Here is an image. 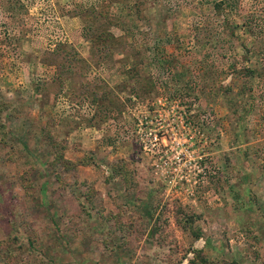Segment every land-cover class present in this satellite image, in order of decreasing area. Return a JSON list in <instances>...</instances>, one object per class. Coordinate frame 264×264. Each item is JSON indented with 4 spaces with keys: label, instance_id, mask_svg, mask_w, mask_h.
Masks as SVG:
<instances>
[{
    "label": "rangeland",
    "instance_id": "374dc122",
    "mask_svg": "<svg viewBox=\"0 0 264 264\" xmlns=\"http://www.w3.org/2000/svg\"><path fill=\"white\" fill-rule=\"evenodd\" d=\"M100 1L0 0V264H264V0H130L93 69Z\"/></svg>",
    "mask_w": 264,
    "mask_h": 264
},
{
    "label": "crops",
    "instance_id": "0c3cea01",
    "mask_svg": "<svg viewBox=\"0 0 264 264\" xmlns=\"http://www.w3.org/2000/svg\"><path fill=\"white\" fill-rule=\"evenodd\" d=\"M128 2H130V0H123L120 3L118 2V0H101L97 5H92L90 9L82 7L78 8V10L71 17L67 18L66 23L69 25L67 26V30L65 28L64 29L66 30V32H69V34H67L68 36L73 37L72 39L69 38L67 40V44H71L74 47L73 51H78L80 54L83 52V50L88 49L89 54L84 56L78 54V56L82 57V60H84V62L87 61L88 64L93 67V69H95V67L92 63H102L103 65L104 63H111L109 60H103L104 57L106 58V53H112V51L114 52L113 49L109 50V44L106 40L111 30L105 27L106 32L108 33L107 35H105L101 29H104V22H106V24L108 25V21L111 19V17H114V9L117 10L118 7H122L123 5L124 7L126 5L128 6ZM112 26L118 27L114 24ZM68 27L72 29L69 30ZM95 27L99 28L96 30V32L95 30L91 32L93 29H95ZM120 32L122 33H113V31H111V35L116 39H123V36L127 38L128 35H126L123 29H121ZM88 33H90L89 36L92 37V40L87 35ZM88 42L90 43V45ZM94 57H97V59L94 60ZM110 57H112V54H110ZM113 63L117 62L113 60ZM112 66L113 65L108 64L105 67L101 66L98 69L99 75L102 74L101 78L108 85H111V83H113L114 77H117L116 75L112 74L116 66ZM35 104L37 106V116L42 117L44 114H46V112H48L46 110H51L49 105H40L37 99H35ZM52 109L54 108L52 107ZM51 113H53L56 118L58 117L55 115L54 110H52ZM50 127H54L56 129L59 126L56 123L55 125H50ZM45 129L46 127L45 125H43V131ZM79 129L80 128L78 126L76 132H81V130ZM73 131H75V129Z\"/></svg>",
    "mask_w": 264,
    "mask_h": 264
}]
</instances>
